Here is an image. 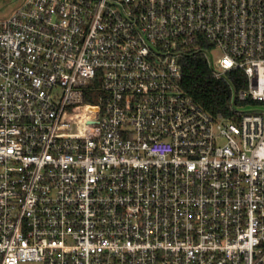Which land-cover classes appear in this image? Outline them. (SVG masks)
I'll list each match as a JSON object with an SVG mask.
<instances>
[{"label": "built area", "instance_id": "2783aa9c", "mask_svg": "<svg viewBox=\"0 0 264 264\" xmlns=\"http://www.w3.org/2000/svg\"><path fill=\"white\" fill-rule=\"evenodd\" d=\"M198 55L245 72L231 116L184 90ZM27 262L264 264V0H27L0 21V264Z\"/></svg>", "mask_w": 264, "mask_h": 264}, {"label": "trees", "instance_id": "16d2710c", "mask_svg": "<svg viewBox=\"0 0 264 264\" xmlns=\"http://www.w3.org/2000/svg\"><path fill=\"white\" fill-rule=\"evenodd\" d=\"M206 48H211L208 43ZM182 86L201 106L213 115L233 114L234 91L247 87V76L241 69H233L226 78H216L204 55L185 59ZM87 101L88 97L86 98Z\"/></svg>", "mask_w": 264, "mask_h": 264}, {"label": "rangeland", "instance_id": "374dc122", "mask_svg": "<svg viewBox=\"0 0 264 264\" xmlns=\"http://www.w3.org/2000/svg\"><path fill=\"white\" fill-rule=\"evenodd\" d=\"M27 0H0V21L9 18L15 10L21 7ZM214 60L220 55L219 51H212ZM21 264H40L38 262H27Z\"/></svg>", "mask_w": 264, "mask_h": 264}]
</instances>
